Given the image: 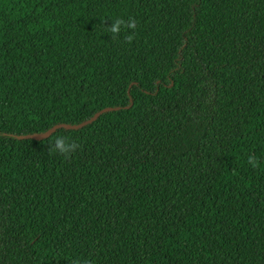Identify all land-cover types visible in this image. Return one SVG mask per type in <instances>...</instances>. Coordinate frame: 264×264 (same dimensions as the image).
<instances>
[{"label": "trees", "instance_id": "1", "mask_svg": "<svg viewBox=\"0 0 264 264\" xmlns=\"http://www.w3.org/2000/svg\"><path fill=\"white\" fill-rule=\"evenodd\" d=\"M75 258L264 264V0H0V264Z\"/></svg>", "mask_w": 264, "mask_h": 264}, {"label": "clouds", "instance_id": "2", "mask_svg": "<svg viewBox=\"0 0 264 264\" xmlns=\"http://www.w3.org/2000/svg\"><path fill=\"white\" fill-rule=\"evenodd\" d=\"M137 27V21L134 18H129L125 21L123 18H116L114 22L107 26V32H109L113 39H117L122 29L126 31L123 40L127 44H131L135 39V29ZM131 29V31H127ZM79 148V144L71 139L70 136L58 135L55 139L48 143L47 150L49 154H60L65 159L70 158V156ZM248 164L253 168L259 166V161L255 156L249 155ZM71 264H91V261L88 259L81 260L80 258H75L71 261Z\"/></svg>", "mask_w": 264, "mask_h": 264}, {"label": "water", "instance_id": "3", "mask_svg": "<svg viewBox=\"0 0 264 264\" xmlns=\"http://www.w3.org/2000/svg\"><path fill=\"white\" fill-rule=\"evenodd\" d=\"M97 116V113H95L93 116H91L89 119L77 123V124H67V123H58L52 125L49 129L45 130L44 132L41 133H33V134H22V135H16V138H31V139H43L46 138L53 130L57 128H67V129H74L77 127H80L90 121H92L95 117Z\"/></svg>", "mask_w": 264, "mask_h": 264}]
</instances>
